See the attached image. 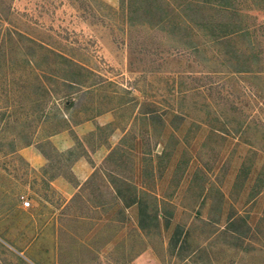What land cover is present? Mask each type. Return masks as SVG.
Returning a JSON list of instances; mask_svg holds the SVG:
<instances>
[{
  "label": "rangeland",
  "instance_id": "obj_1",
  "mask_svg": "<svg viewBox=\"0 0 264 264\" xmlns=\"http://www.w3.org/2000/svg\"><path fill=\"white\" fill-rule=\"evenodd\" d=\"M0 264H264V0H0Z\"/></svg>",
  "mask_w": 264,
  "mask_h": 264
},
{
  "label": "built area",
  "instance_id": "obj_2",
  "mask_svg": "<svg viewBox=\"0 0 264 264\" xmlns=\"http://www.w3.org/2000/svg\"><path fill=\"white\" fill-rule=\"evenodd\" d=\"M24 203H25V205H30V200L29 199H25Z\"/></svg>",
  "mask_w": 264,
  "mask_h": 264
}]
</instances>
